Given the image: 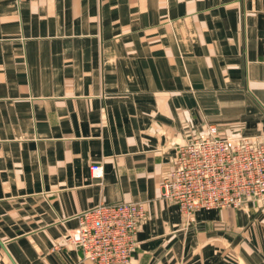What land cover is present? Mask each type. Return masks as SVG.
<instances>
[{
  "label": "crops",
  "instance_id": "crops-1",
  "mask_svg": "<svg viewBox=\"0 0 264 264\" xmlns=\"http://www.w3.org/2000/svg\"><path fill=\"white\" fill-rule=\"evenodd\" d=\"M208 125L264 139V0H0V264H91L73 215L120 199L128 264H264V202L164 195Z\"/></svg>",
  "mask_w": 264,
  "mask_h": 264
},
{
  "label": "built area",
  "instance_id": "built-area-1",
  "mask_svg": "<svg viewBox=\"0 0 264 264\" xmlns=\"http://www.w3.org/2000/svg\"><path fill=\"white\" fill-rule=\"evenodd\" d=\"M93 174L102 165L92 164ZM164 195L185 214L202 208H240L264 202V139L221 135L212 125L178 145L173 168L162 181ZM67 240L91 264H128L138 249L146 209L141 201L99 202L73 215Z\"/></svg>",
  "mask_w": 264,
  "mask_h": 264
}]
</instances>
